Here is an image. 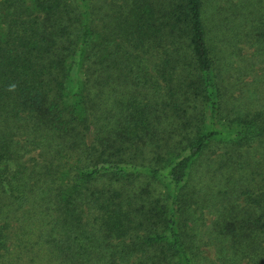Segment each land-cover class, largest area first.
Masks as SVG:
<instances>
[{"label":"trees","instance_id":"16d2710c","mask_svg":"<svg viewBox=\"0 0 264 264\" xmlns=\"http://www.w3.org/2000/svg\"><path fill=\"white\" fill-rule=\"evenodd\" d=\"M0 264H264V0H0Z\"/></svg>","mask_w":264,"mask_h":264}]
</instances>
